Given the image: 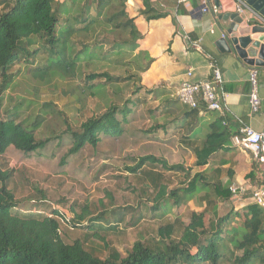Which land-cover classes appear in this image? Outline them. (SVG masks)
<instances>
[{
	"label": "trees",
	"instance_id": "trees-1",
	"mask_svg": "<svg viewBox=\"0 0 264 264\" xmlns=\"http://www.w3.org/2000/svg\"><path fill=\"white\" fill-rule=\"evenodd\" d=\"M141 1L143 8L136 16H131L127 0H0V94L12 81L11 68L22 62L29 64L32 74L46 77L55 71L73 73L80 63L126 50L145 58L138 75L120 77L107 71L85 75L84 85L91 95L95 87H103L97 84L130 81L137 84L130 91L133 97L126 99L123 106L110 103L103 113L87 118L79 131H71L72 143L60 160L62 165L67 157L86 145L95 147L104 137L122 135L127 116L132 112L130 106L145 103L147 95H153V98L166 95L163 90L145 88L141 84L140 74L152 59L137 51L138 41L146 32L139 28L136 19L148 23L169 14L159 7V3ZM105 43L110 46L103 51ZM42 53L47 56L46 63L33 65L35 57ZM141 91L144 92L142 97L138 95ZM203 110L206 111L205 107L199 105L190 108L177 98H165L150 110L152 117H169L167 122L155 128L165 130L170 125L182 132L183 138L191 141L195 164L209 165L211 171L196 172L187 184L170 188L160 171L186 177L190 169L179 164L167 165L152 156L139 158L134 166L127 168L145 181L141 186L145 199L136 207H113L108 213L94 215L87 208L82 207L79 212L71 205L73 214L69 217L55 207L50 215L22 211L17 204L22 201L9 187L14 172L0 169V264H264V209L248 203L240 209L232 205L224 213L218 211L219 202L228 201L232 195L233 171L231 167L221 168L220 160L215 159L216 152L229 142L233 133L221 126L220 118L216 117L209 124L200 146L195 145V134L204 121L199 116ZM38 126L37 122L24 125L15 113L0 116V155L11 147L25 156L39 154L51 137H37ZM247 178L254 188L264 184V177L255 162ZM201 190L204 191L205 209L192 212L188 222L174 220L178 228L167 223L159 229V239L135 241L124 254L107 246V238L115 234L118 224L123 222L124 227H136L147 217L162 219L169 205L180 213L190 196ZM36 192L39 195L28 198L30 201L44 198L43 192ZM206 213L208 220L205 222ZM59 217L71 227L81 229L80 237L64 240ZM172 233L178 235L172 236ZM95 240L105 243V256L98 254L99 245Z\"/></svg>",
	"mask_w": 264,
	"mask_h": 264
},
{
	"label": "rangeland",
	"instance_id": "rangeland-1",
	"mask_svg": "<svg viewBox=\"0 0 264 264\" xmlns=\"http://www.w3.org/2000/svg\"><path fill=\"white\" fill-rule=\"evenodd\" d=\"M105 44L103 51L110 46ZM46 61L47 56L42 53L35 57L33 65H41ZM144 63V57L135 56L126 50L80 63L73 73L55 71L46 77H39L32 74L26 62L11 68L12 81L0 94V116L15 113L18 121L26 126L37 122V137H51L39 154L25 156L11 147L0 155V169L14 172L9 187L14 196L22 201L17 203L22 211L48 215L55 207L69 217L73 214L71 205H75L79 212L82 207L87 208L94 215L98 212L108 213L113 207H136L140 200L145 199L141 193L145 181H141L140 175L131 173L127 168L134 166L144 156L162 159L167 165L179 164L190 169L186 177L180 173L159 170L170 188L187 184L196 172L210 173L211 166L195 164L196 155L190 146L191 141L185 140L182 132L170 125L165 130L155 128L167 122L169 117H152L150 110L160 105L165 98H176L174 93L167 97L145 96V103L137 107L130 106L132 112L127 116L122 135L104 137L95 147L86 145L78 153L67 157L64 165L60 163L71 146V131H79L87 118L103 113L110 103L123 106L126 99L133 97L130 91L137 84L131 81L115 85L97 84L103 87H95L91 95L84 85L85 75L102 71L120 77L138 75L139 67ZM143 94L141 91L138 95L142 97ZM64 117L66 120L63 121ZM207 130L205 124H200L194 137L195 145L200 146ZM36 190L43 192L44 198L37 197L35 201H30L28 198L39 195ZM203 194L202 190L193 193L180 213L169 205L162 219L147 217L136 227H124L123 222L118 224L115 234L107 238V246L124 254L135 241L151 242L154 238L159 239V229L167 223H173L178 228L174 220L188 222L192 212L199 213L205 209ZM244 195H249L246 198L253 203L250 191ZM237 203L230 197L228 201L219 202L218 211L224 213L232 205L238 207ZM204 219L205 222L208 220L207 213ZM59 224L60 233L66 241L75 240L83 233L81 229L71 227L62 217H59ZM175 233L171 235L177 236ZM95 241L99 245L98 254L105 256V243Z\"/></svg>",
	"mask_w": 264,
	"mask_h": 264
},
{
	"label": "crops",
	"instance_id": "crops-1",
	"mask_svg": "<svg viewBox=\"0 0 264 264\" xmlns=\"http://www.w3.org/2000/svg\"><path fill=\"white\" fill-rule=\"evenodd\" d=\"M62 1V0H58ZM159 3V7L168 12L166 18L151 20L146 23L137 18L139 28L146 34L138 41L137 51L144 52L152 59L148 68L141 75V84L145 88L165 91L166 95L176 94L177 88L186 77V71H193V80L206 81L211 74L209 61L213 60L220 69L223 78V103L226 107L225 124L217 112H200L199 116L207 127L216 117L221 126L231 133H237L241 124H246L256 131L264 128V67H259L260 107L252 112L248 100V72L251 66L245 64L234 53H220L216 41L223 37L231 22L224 14L233 12L232 0H209L211 6L218 3L216 12L203 11L204 0H150ZM128 11L136 16L143 8L141 0H127ZM200 107H205L200 95L196 96ZM204 109V108H203ZM232 134V135H233ZM229 142L216 152V160L224 170L231 167V184L252 191L254 186L247 175L254 162L252 153L243 148L229 146ZM215 167V166H214ZM224 175V172H223ZM250 203L244 198L237 203L238 209ZM50 215V214H48Z\"/></svg>",
	"mask_w": 264,
	"mask_h": 264
},
{
	"label": "built area",
	"instance_id": "built-area-1",
	"mask_svg": "<svg viewBox=\"0 0 264 264\" xmlns=\"http://www.w3.org/2000/svg\"><path fill=\"white\" fill-rule=\"evenodd\" d=\"M186 0H177L178 3ZM234 10L238 14L244 15L248 23L263 22V19L255 12L245 0H232ZM202 10H212L216 12V7L211 6L209 0L202 2ZM224 36V34H223ZM211 74L206 81L193 80V71L187 70L185 79L180 83L176 91V98L190 108L197 107L196 96L200 95L205 104L206 111L217 112L222 118V124H225L226 107L223 103V78L220 69L213 60L209 61ZM259 71L257 67H250L247 81L249 83L248 100L252 112H257L260 107L259 90ZM229 146L234 148H243L252 153L253 160L258 164L260 175L264 177V128L260 131L252 129L246 124L238 127L237 133L229 139ZM232 192L231 198L240 203L247 190L243 187L230 185ZM250 199L264 209V184L251 191Z\"/></svg>",
	"mask_w": 264,
	"mask_h": 264
},
{
	"label": "water",
	"instance_id": "water-1",
	"mask_svg": "<svg viewBox=\"0 0 264 264\" xmlns=\"http://www.w3.org/2000/svg\"><path fill=\"white\" fill-rule=\"evenodd\" d=\"M245 1L263 22L248 23L244 15L234 9L233 12L225 13L223 18L231 22L224 36L216 41V47L220 53H234L251 67H264V0ZM215 7L220 9L218 3H215Z\"/></svg>",
	"mask_w": 264,
	"mask_h": 264
}]
</instances>
